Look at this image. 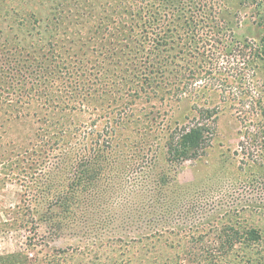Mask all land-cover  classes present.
Segmentation results:
<instances>
[{
    "label": "rangeland",
    "instance_id": "rangeland-1",
    "mask_svg": "<svg viewBox=\"0 0 264 264\" xmlns=\"http://www.w3.org/2000/svg\"><path fill=\"white\" fill-rule=\"evenodd\" d=\"M263 39L264 0H0V264H264Z\"/></svg>",
    "mask_w": 264,
    "mask_h": 264
},
{
    "label": "trees",
    "instance_id": "trees-1",
    "mask_svg": "<svg viewBox=\"0 0 264 264\" xmlns=\"http://www.w3.org/2000/svg\"><path fill=\"white\" fill-rule=\"evenodd\" d=\"M207 5L208 6L210 5L211 8H215V3H205V2L200 3L195 8L197 9V11H200L203 8H205ZM262 42L264 47V39ZM155 44L159 45V43L156 41ZM234 51L235 49H233L231 45L230 46L213 45L207 51L209 52L207 57L211 60L212 64L214 63L216 64V60L218 61V59L221 56L231 55V53H234ZM252 51L253 49H250L249 53H251ZM145 82H147V79L145 80ZM202 117H204V114L200 113L199 115L200 121L194 124L192 127H188L186 129H181V130L176 129L167 135V139L165 141L164 147L167 151V157L169 158V161H171L172 163L181 164L189 160H197L204 155L205 150L209 147V145L212 142L211 138H213L212 133L214 131L213 129L214 127H213V122H211L209 119H202ZM109 157L111 156L108 153L106 154V156H104L105 160H107L110 163L112 162L110 161L112 157L111 159ZM93 164L95 163L92 162L89 163L88 165V167L91 169V171L88 170L89 171L88 175L89 174L90 175L89 176L85 175V177L87 176L86 179L91 178L89 181H92V176L94 174L92 169H94L95 165Z\"/></svg>",
    "mask_w": 264,
    "mask_h": 264
}]
</instances>
